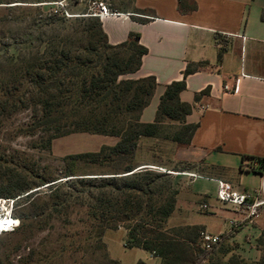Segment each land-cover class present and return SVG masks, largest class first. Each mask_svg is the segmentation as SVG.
Listing matches in <instances>:
<instances>
[{
    "label": "trees",
    "instance_id": "16d2710c",
    "mask_svg": "<svg viewBox=\"0 0 264 264\" xmlns=\"http://www.w3.org/2000/svg\"><path fill=\"white\" fill-rule=\"evenodd\" d=\"M184 1L179 0L182 11ZM17 2L26 3L0 0V12L5 8L6 17H10L3 19L9 29L0 35V116H6L8 109L38 110L54 132L49 150L53 140L74 133L112 136L119 142L98 152L61 158L62 167L55 176L40 173V169H13L0 196L19 202L43 193L37 200L39 196L45 199L26 217L14 216L15 230L44 231L58 218L70 229L59 236L58 240L66 241L60 252L77 253L86 247L92 254L102 253V264H121L110 257L104 242L106 232L120 228L126 231L127 249L150 252L161 264H204L212 260L217 249L223 252L224 245L212 251L201 248V226L168 227L179 193L173 176L140 168L143 165L136 161L142 138L169 140L179 146L191 143L197 125L187 123L192 106L182 102L180 94L186 89V77L197 68L188 66L182 81L166 87L155 121L144 124L141 114L157 83L151 76L130 78L141 68L147 53L138 34L131 33L125 42L111 45L100 18L92 15L89 6L66 26L64 16L43 13L41 4L48 1L35 0L33 7ZM23 23L26 30L16 35L11 27ZM221 55L219 51V59ZM167 121L177 125L172 132L163 133ZM79 164L91 171L78 172ZM194 169L195 165L182 163L172 171ZM21 179L28 181L26 185L19 184ZM40 187L45 190L28 193ZM229 252L227 247L224 255ZM137 264L147 263L140 260ZM216 264H264V256L259 262H248L233 254Z\"/></svg>",
    "mask_w": 264,
    "mask_h": 264
},
{
    "label": "crops",
    "instance_id": "0c3cea01",
    "mask_svg": "<svg viewBox=\"0 0 264 264\" xmlns=\"http://www.w3.org/2000/svg\"><path fill=\"white\" fill-rule=\"evenodd\" d=\"M101 3L117 14L100 18L108 42L121 44L134 33L147 49L141 68L130 76H151L157 83L141 114L142 123L155 121L166 87L182 81L188 66L197 68L186 77V89L180 94L181 101L192 106L186 121L197 129L188 146L169 144L173 167L187 163L195 169L176 173L173 167L145 163L172 173L179 191L168 227L201 226L213 234H226L229 257L236 254L259 262L264 254V209L249 224L241 211L220 203L216 193L217 180L238 191L254 190L264 181L262 172L249 169L253 161L264 160V0H186L185 11L180 9L179 0H121L115 8ZM193 5L195 9H190ZM234 84L236 93L224 91L225 85ZM88 135L100 138L97 149L61 158L98 152L119 142L112 136ZM58 139L52 141L51 151ZM153 139L139 141L136 158L143 143ZM231 220L242 222L232 233ZM150 255L155 264H161L160 258Z\"/></svg>",
    "mask_w": 264,
    "mask_h": 264
},
{
    "label": "rangeland",
    "instance_id": "374dc122",
    "mask_svg": "<svg viewBox=\"0 0 264 264\" xmlns=\"http://www.w3.org/2000/svg\"><path fill=\"white\" fill-rule=\"evenodd\" d=\"M12 1L26 2L16 3L22 6H36V4L32 3L35 0ZM45 1L48 2L41 4L42 11L44 14H49L52 13L53 6L45 4L61 0ZM94 1L95 3H110L112 8H115L118 7L121 0ZM66 3L67 11L77 16L88 9V6L90 8L92 2L84 1L75 4L74 0H67ZM4 9L1 8L0 12V35L1 32L4 31L6 33L9 29L8 26H5L3 19L10 17H6L7 12ZM76 16L67 18L68 22L65 25H69V22L73 21ZM24 26L23 23L20 27H11V29L14 30L16 35H20L26 30ZM59 26L62 27V24ZM7 111L6 116H0V191L5 189L3 182L11 175V171L17 167H24L27 171H38L40 169V173H49L55 176L59 174V169L62 167L60 159L63 154L92 151L97 149L101 142L98 136L73 134L54 141V151H51L49 150L48 141L54 135V132L51 131L52 125L42 119L41 113L37 112L38 110L8 109ZM176 125L174 122H165L162 132L170 133ZM170 143L174 142L156 138L150 142L145 141L136 161L143 166H145V163L150 162L159 166L173 167L170 162ZM43 168L45 169L42 171ZM76 170L78 172L91 171L83 164L76 166ZM155 170L160 171L158 169ZM173 181L175 182V180ZM27 182L21 179L19 184L26 185ZM36 190L43 192L45 189L44 187L35 188L28 193ZM38 195L28 200L22 199L19 202H14L12 208L13 216L22 215L26 217L34 207L42 205L45 199L39 196L37 200ZM0 199L7 198L2 195ZM46 228L44 231H38L33 228L20 231L14 230L13 232L2 234L0 236V264H102V253L92 254V250L86 247L77 253L60 252L63 243H66V241L64 239L58 240L59 236L68 233L70 229L64 226L58 218L51 220ZM125 238L126 232L124 230L108 231L106 233L105 242L109 255L113 259L118 260L121 264H137L140 260L148 264L156 263V260L147 251L137 248L127 249L124 245ZM222 245H224L221 246L223 252L219 251L220 248L217 249L212 256V260H207L204 264H216L217 262H225L230 259L231 256L224 255L227 246L225 244Z\"/></svg>",
    "mask_w": 264,
    "mask_h": 264
},
{
    "label": "built area",
    "instance_id": "2783aa9c",
    "mask_svg": "<svg viewBox=\"0 0 264 264\" xmlns=\"http://www.w3.org/2000/svg\"><path fill=\"white\" fill-rule=\"evenodd\" d=\"M66 1L67 0H61L54 3H46L45 5L48 4L53 6L52 13H58L60 16L72 18L76 15H72L67 11ZM79 1L81 3L84 2V0ZM90 10L92 11L93 16L99 18L107 15H117L112 13L109 8L101 2H92L90 4ZM237 89L236 84L232 87L229 85L224 86V91L226 93H236ZM152 169H158L164 172L161 168L152 167ZM249 169L262 172L264 175V161H253ZM217 184V200L224 205H230L238 211H241L244 214L245 221L249 224L254 223L264 209V181L258 188L250 191H238L230 183L221 180H217ZM14 202L15 200L12 199H0V219L3 221V224H7V215L14 217L12 214ZM202 208L206 209L207 206L203 205ZM229 225L230 233H232L242 225V222L231 220ZM14 230L15 227H2L0 230V236L5 233L13 232ZM225 238L226 234H213L203 230L200 232L201 248L206 251L216 250L223 244Z\"/></svg>",
    "mask_w": 264,
    "mask_h": 264
},
{
    "label": "bare ground",
    "instance_id": "6f19581e",
    "mask_svg": "<svg viewBox=\"0 0 264 264\" xmlns=\"http://www.w3.org/2000/svg\"><path fill=\"white\" fill-rule=\"evenodd\" d=\"M15 227L14 217L7 215V224H3V221L0 219V230L2 227Z\"/></svg>",
    "mask_w": 264,
    "mask_h": 264
},
{
    "label": "water",
    "instance_id": "95a60500",
    "mask_svg": "<svg viewBox=\"0 0 264 264\" xmlns=\"http://www.w3.org/2000/svg\"><path fill=\"white\" fill-rule=\"evenodd\" d=\"M140 168H152V167L151 166H143V167H140ZM170 174H172V173H170Z\"/></svg>",
    "mask_w": 264,
    "mask_h": 264
}]
</instances>
